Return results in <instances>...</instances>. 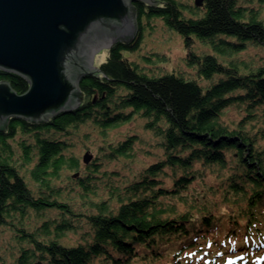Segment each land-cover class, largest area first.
<instances>
[{
    "label": "trees",
    "instance_id": "trees-1",
    "mask_svg": "<svg viewBox=\"0 0 264 264\" xmlns=\"http://www.w3.org/2000/svg\"><path fill=\"white\" fill-rule=\"evenodd\" d=\"M133 6L136 36L81 75L76 107L0 130V230L10 232L0 264H252L264 254V0ZM156 19L181 35L197 79L151 76L130 58ZM0 80L29 87L1 68ZM231 107L239 119H227ZM137 120L160 153L134 168L146 139L112 132Z\"/></svg>",
    "mask_w": 264,
    "mask_h": 264
},
{
    "label": "water",
    "instance_id": "water-1",
    "mask_svg": "<svg viewBox=\"0 0 264 264\" xmlns=\"http://www.w3.org/2000/svg\"><path fill=\"white\" fill-rule=\"evenodd\" d=\"M135 1L0 0V68L29 82L18 93L0 80V130L11 117L39 122L76 107L80 77L94 71L89 44L133 39Z\"/></svg>",
    "mask_w": 264,
    "mask_h": 264
},
{
    "label": "rangeland",
    "instance_id": "rangeland-1",
    "mask_svg": "<svg viewBox=\"0 0 264 264\" xmlns=\"http://www.w3.org/2000/svg\"><path fill=\"white\" fill-rule=\"evenodd\" d=\"M110 43L111 41L107 42V40H105L101 43L89 44L88 56L90 58V62L86 64V68L88 70H96L97 64L106 58ZM196 47L198 50L206 49L205 46L201 44L197 39ZM129 56L131 59L135 60L147 74L151 76L159 75L165 70H173L175 72H184L187 75L186 77H193L196 79L198 78V74H196L193 69H191L184 63L183 57L185 56V48L181 35L178 34L175 30L165 26L159 19H156L154 21V26H146L141 48L136 52L130 53ZM202 82L204 83V81ZM240 116L241 113L235 107H231L230 109H228L226 114L228 120H237L240 118ZM131 131L139 132L147 141V143H137L135 145V160L133 163L134 168L156 160L160 153L159 149H156L153 146L149 145V143H153L151 134L142 130L139 120L115 129L112 132V135L122 137V134ZM112 166L119 168L123 173L128 172L127 168L121 167V162L113 163ZM206 182L208 184L211 183L212 180L210 178H207ZM194 185L198 189H201L202 192H205L209 201L217 202L220 200L219 193H213L209 191L206 185L202 186L199 181H196ZM68 238L69 240L66 239L67 242H74L77 239V236L70 234ZM9 242L10 232L7 230H0V254H2L3 252L8 253L7 247L9 246ZM11 243H13V241H11ZM238 261V257L233 258L229 256L228 258L223 260V264H235ZM150 264L165 263L161 260H157ZM252 264H264V254L256 256Z\"/></svg>",
    "mask_w": 264,
    "mask_h": 264
},
{
    "label": "bare ground",
    "instance_id": "bare-ground-1",
    "mask_svg": "<svg viewBox=\"0 0 264 264\" xmlns=\"http://www.w3.org/2000/svg\"><path fill=\"white\" fill-rule=\"evenodd\" d=\"M111 41V39H107V42H110Z\"/></svg>",
    "mask_w": 264,
    "mask_h": 264
}]
</instances>
